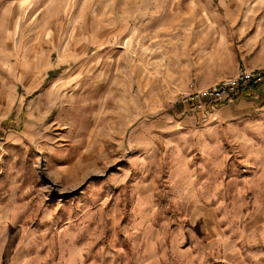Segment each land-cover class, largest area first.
Here are the masks:
<instances>
[{"label": "rangeland", "instance_id": "rangeland-1", "mask_svg": "<svg viewBox=\"0 0 264 264\" xmlns=\"http://www.w3.org/2000/svg\"><path fill=\"white\" fill-rule=\"evenodd\" d=\"M251 37L264 0H0V264H264V126L177 99Z\"/></svg>", "mask_w": 264, "mask_h": 264}, {"label": "crops", "instance_id": "crops-1", "mask_svg": "<svg viewBox=\"0 0 264 264\" xmlns=\"http://www.w3.org/2000/svg\"><path fill=\"white\" fill-rule=\"evenodd\" d=\"M231 43L233 44V41ZM231 43L228 45V51L235 57L236 66L232 67V69L229 71V74H233L236 71L237 66L239 65L256 67L264 64L263 37H251V40L246 39L242 41L240 45H238V43H235V46H233ZM198 81V84L202 85L206 80L198 79ZM231 108L233 109L231 110ZM251 109H260L261 111H264V83L259 85L255 89L254 94H252L251 96L238 98L231 102H226L224 104H221L219 108L214 110L215 112L213 111L214 113L212 118L215 120L214 122L217 121V131L219 133L220 131L225 132L223 128L225 125L223 123L221 125V122L229 120L231 116L234 117L235 120L227 121V123L233 122L232 124L236 126V131L246 130L249 132L250 127L256 128L259 126H264V122H260L259 120V115H249L248 111H250ZM234 126H231V128L226 127L228 135H232L233 133H235ZM252 132L255 133L256 131Z\"/></svg>", "mask_w": 264, "mask_h": 264}, {"label": "built area", "instance_id": "built-area-1", "mask_svg": "<svg viewBox=\"0 0 264 264\" xmlns=\"http://www.w3.org/2000/svg\"><path fill=\"white\" fill-rule=\"evenodd\" d=\"M264 83V64L256 67L239 65L233 74L219 78L205 86H195L190 81L187 90L181 91L177 99L197 111H208L221 102L249 97Z\"/></svg>", "mask_w": 264, "mask_h": 264}]
</instances>
